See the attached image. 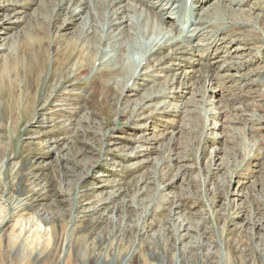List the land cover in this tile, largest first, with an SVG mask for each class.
<instances>
[{"label":"rangeland","instance_id":"rangeland-1","mask_svg":"<svg viewBox=\"0 0 264 264\" xmlns=\"http://www.w3.org/2000/svg\"><path fill=\"white\" fill-rule=\"evenodd\" d=\"M4 1H7L6 8L1 6ZM14 1L22 2L0 0V77L3 75L6 78L5 82L11 86V94L15 100L17 97L22 98L24 92L27 93L25 88L31 89L35 95V104L32 110H29L22 98L21 105L14 108L15 105L11 102L10 108V102H7L9 94L0 81V264H264V122L254 124L250 121L251 115L264 119V72H259L264 69V0H241L243 3L240 5L239 0H230L232 3L226 0V3H223L229 2L231 10L226 12V20L205 17L211 27L207 24L205 30L198 35L200 39L196 38L194 44L202 40L203 45H209L213 42L211 34L216 31L219 32L217 35L221 33L220 37L225 38L224 42H218L213 48L219 49V52L213 54V57H217L213 60L217 68L209 72L217 93L208 92V96L204 94V82L201 78H198L200 81L197 83L189 82V85L194 84L193 87L183 90L182 93L175 84V96L152 101L140 117L148 116L141 123L138 119L139 124L132 126L119 116L126 108L122 104V97L116 93L118 98L115 102L107 100L110 112L92 114L91 121L96 122L93 128L97 130L98 125L101 127L98 128L99 135L91 134L93 139L89 140L90 150H87L90 152L87 157L90 158L80 161L69 151L68 154L64 153L63 160L57 163L55 159L60 156V151H49L48 142L62 140L64 149L71 135L64 132L65 128L70 127L68 117L76 112L77 117L83 115V120L77 126L84 130V127L90 126L86 123L88 119L85 115L90 114L95 107L89 101L86 107L81 109V102L93 87L89 81L95 78L98 67L94 63L83 65L80 73L82 78L78 81L70 75L74 62H78V54H72L70 58L69 55L62 57L61 53L67 39L79 38L76 28L85 14L89 16V12H92L87 21L89 28L99 32L104 42L101 50L99 49L100 53L104 50V53H107L103 61L113 64L119 59L116 52L118 45L132 47L135 42L137 50L133 51L129 47L132 53L127 51V58L137 64L142 61L141 52L144 53L154 43L170 37V29L167 25H156L155 21L152 22L149 18L144 19L143 15L139 18L134 16L132 21L133 24L136 23L134 30L139 39H133L131 44L127 40L129 38L116 37L118 32H114L116 38L105 43L108 28L112 27L107 23L109 8L98 10V5L94 6L92 2H89V7L85 5L86 13L73 21L75 25L64 30L63 16L67 13L66 8H73L75 5L72 0L63 3L62 10L55 5L50 7L49 11L57 13V17L58 13L61 16L60 22L58 19L55 22L59 32L48 27L51 29L48 39L49 29L39 27L43 24H39L41 20L36 21L33 14L25 20L22 18L21 12L29 14L35 7L27 6L26 9H21L12 5ZM187 1H191L189 7ZM187 1L180 4L179 20L176 19V23L184 20L191 8L193 1ZM214 1L213 3H216ZM49 14H44L46 19ZM8 17L11 19V25L2 27ZM221 26L223 27L220 30ZM35 28L40 29L38 40L31 34ZM206 28H211L213 32L209 35ZM55 32L59 43L57 45L51 41L54 40ZM178 34L182 39L187 36L186 31L179 29ZM25 37L33 45L37 41L48 54L59 53L54 58L53 69L50 63L53 59H47L43 74L39 72L40 79L36 84H33V75H25L23 71L24 62L29 59L26 55L30 54L28 47L22 44L26 41ZM182 39L181 41L186 40ZM232 39L236 40L235 44L229 46L228 43ZM236 47L239 50L233 53V48ZM259 49H262L260 56ZM78 53L81 54V51ZM252 55L255 57L252 61L235 65L244 58H247L244 61H248ZM229 56L232 70H218L224 59ZM11 67H16L19 75L9 73ZM254 70L256 74L250 78H258L263 82L260 85L248 84L242 90L237 89L238 76ZM225 73L232 77L224 81L217 77ZM114 78L118 80L116 75ZM162 81V78L158 79L156 76H145L141 81L137 80L138 83L134 87L139 90L155 83L156 90L159 86L157 83ZM114 83H111L112 86ZM151 88L148 92L152 91ZM57 90L61 98L54 104H66L67 113H63L65 117H62L59 109L48 110V119L57 123V126L54 128V137L41 140V130L32 129V126L38 116V109L47 97ZM134 93L129 94L135 98L141 95L142 91L136 92L135 96ZM232 95L234 100L230 99ZM203 97L208 102L206 105L202 103ZM225 103H228L227 107L231 104L232 108L230 105V108L222 113ZM151 106H157L153 115L158 114V110L161 111L153 121L150 112L153 108L149 109ZM190 110L196 112L206 127L203 138L199 140L188 141L186 131L184 137H180V128L186 124L182 120L189 117ZM213 113H218L216 118L212 117ZM107 116L110 117V124ZM194 117L197 116H192ZM141 125L146 128L142 131L134 129L135 126ZM77 126L72 125V128ZM132 129L137 132H132ZM29 131L31 133L28 134ZM155 136H161V142L169 145L161 152L150 153L158 142L150 144L147 140L141 144L139 140L142 137H145L143 140L151 137L156 141L160 139ZM108 137H112L111 141ZM128 139L134 140L131 142L127 141ZM171 143H174V146L170 150ZM180 145L185 147L179 149ZM73 146V149L77 148V145ZM138 146L145 151L143 155L137 159H129L128 155L132 154L130 149ZM216 147L219 148L217 157L212 154L213 148ZM233 147L239 148V152H247L252 159L244 161L241 155L231 152L229 167L227 165L220 168L223 152L228 149L231 151ZM205 149H208L207 154L204 153ZM211 167H218L217 177L212 181L209 180ZM35 192L37 195H34V202H31L28 197ZM232 194L235 197L230 196ZM100 198L103 200L94 201ZM242 203V208L236 210V206H241ZM120 205L121 208H118ZM15 206L18 208L12 209ZM101 206L103 209L99 208ZM96 208L99 209L96 210L97 214L92 215ZM37 215H40L41 219ZM99 215H103L118 227L108 229L104 240H99L102 228L100 226L88 240L81 242V246L85 243L84 248L90 250L85 252L78 249L73 243L74 232L79 231L80 227L85 229L84 223L97 219ZM249 216L251 222L255 223L253 227L244 226V219ZM46 220L49 222H44ZM142 225L147 226L146 229ZM127 227L134 228V231L131 235L122 237L123 228ZM243 228L247 231L242 232ZM186 230H190L189 233ZM178 235L182 237L180 240Z\"/></svg>","mask_w":264,"mask_h":264},{"label":"bare ground","instance_id":"bare-ground-1","mask_svg":"<svg viewBox=\"0 0 264 264\" xmlns=\"http://www.w3.org/2000/svg\"><path fill=\"white\" fill-rule=\"evenodd\" d=\"M69 1H72V0H59V1H57V0H22V2L14 1L12 3V5H14L15 7H18V8L20 7L21 9H23L27 6H28V8H29V6H34L35 8L32 9V11H31L32 13L30 12L29 14L25 15L26 12H24V11L21 12V14L23 16L22 18L25 20V18H27L29 15L33 14V17L35 18L36 21L41 20L39 22V24L43 23L39 27H41V28L46 27L47 29H49L48 27H50V28H52L53 31L56 29L59 32V29L57 27H55V22L57 19L60 22V16L61 15H59V13H58V17H57V13H54V12L52 13L49 10H50V7L53 5L58 6V9L62 10V8L64 6L63 3H68ZM73 1H74L75 5L73 6V8H69V9L66 8L67 13H66V15L63 16L62 26L65 27L64 30L69 28L70 26L75 25V22H73V21H75L79 16H82L83 14L86 13L84 10V9H86L85 5H88V7H89L90 6L89 2H92V4H94V6L98 5V7H97L98 10H101L103 8H105V9L109 8V15H108L107 23L109 26H112V27L108 28V33L110 35L107 33V38L105 39V43L110 42L111 41L110 39L113 40L114 38H116L118 36H123L125 39L129 38L127 40L132 44V42L134 41L133 39H135L139 36L138 34H135L134 25H136V23L133 24L132 18L134 16H138V18H139L142 15H143L142 17H145L144 19L149 18L152 22L155 21L154 23L156 25H158V24H163V26L167 25L170 29V31L168 33V34H170V37L168 36V38H166L164 41L156 42L151 46L149 45L150 48L148 47L149 49L147 48L148 49V50L146 49L147 51H144V53L141 52V54H143V58H142V61L140 63H137V64H134V62L131 61L129 59V57L127 58V51H129V52L131 51V50H129V47H131L129 45V42H128V45H129L128 47L118 45L116 52L118 53L119 59L115 64H113L112 62L103 61L105 58L104 56H105V54L107 55V53L106 52L104 53L105 50L101 53L99 52V49L101 50V45L102 46L104 45V44H102V42H103L102 37L100 36L99 32H94V31L90 30V28H89V23L87 21L92 16V12L91 11L89 12V16L87 14H85V17L81 20L79 18L80 24L76 28V30L79 32V34H78L79 38L75 39V40L72 38L67 39V44L63 45V48L61 47L62 49H64V51L61 53H62V57L69 55L70 58H71L72 54H74V55L78 54V56H77L78 62L77 63L74 62L75 63L74 66L70 69V75L73 78L77 79L78 81H80L79 79L82 78L80 76V73L83 70V67H82L83 65H86L89 63H94V65H96L98 67V72L95 74V78L93 80L89 81V83L93 87L90 88V90L88 91V95L86 96V99H84L81 102V105H82L81 109L85 108L87 103H89V101H91L95 107L90 114L85 115L86 119H88V121H86V123L89 124L90 126L84 127L83 128L84 130H81L79 128L80 126H77L83 120L81 118V117H83V115L81 117H77V116H75V114H77V112H76L74 115L68 117L70 120V124H69L70 127L65 128L64 132L70 133L71 135L69 137L70 141L67 143V145L64 149H63L64 141H62V140L55 139L51 143L48 142L49 146H47V148H50L49 151H54V150L60 151V156H58V158L55 159V163L61 162L63 160L64 153L68 154L69 151L71 153L73 152L74 156L76 155V157L80 161H83L84 158H90V157H87V155H90V152L87 150L88 149L90 150L89 140L93 139L91 134L99 135V132H98L99 129L98 128L101 127L97 123V125H98L97 130H95L93 128V126L95 125L96 122L94 121L95 122L94 123L93 121H91V120H93L92 114H97V112H101L102 114H107V111L110 112V110L108 109V106H107V100H110V101L113 100L115 102L116 99L118 98V96L115 95L116 93L120 94L119 97H122V102H123L122 104H124L125 108H126V111H123L119 116L126 119V121L129 123V126L137 124L138 119H139L140 123L142 122V120L144 121V119L148 115H145L143 117H140V116L143 113H145V110L148 109V105L152 101L156 100L157 98H167V97L171 98V97L175 96L176 94H175V90L173 87L175 84L178 85V88L181 90V93H182L183 90H188V89H191L193 87L192 85H194V84L190 83L191 85H189V82L194 81L195 83H197L200 81V79H198V78H201L202 82H204V86H203L204 94H206L208 92H210L212 94L215 92L217 93V90H216L217 88L214 87L213 80L211 79L209 72L212 71L217 66V64L213 61L217 57H213V54L216 51L219 52V49L216 48V50H214L213 48L215 46H217L218 42H224L225 38L220 37L222 35L221 33L219 35H217L219 33L218 31H216V33L211 34L213 32L210 30L211 28H209V29L206 28L207 30H209V35L210 34L212 35L211 37L213 38V42H210L209 45L208 44L203 45L202 40H200V42H197L196 44H194V42H195L194 40L198 37H199L198 39H200V36H198V35H200L201 31L203 32V30H205V27L208 24V22H206V19H205L206 16H207V18H211V19L212 18H216L217 20L219 19V21L220 20H222V21L226 20V16H227L226 12L230 10V8H229L230 5H228L229 2L227 4H225L226 0H222V1L215 0L216 3H213V0H192L193 3H192L191 8L187 12V15L185 16L184 20H181L180 23H176V19H177V21L179 20V13H180L179 7H180V4L182 5L183 2L187 1V0H109V3H108V0H73ZM232 1L234 2V0H232ZM244 1L245 0H243V2ZM6 2L7 1H4L3 5H1L2 8H4V7L6 8V6H7ZM223 2H225V3H223ZM241 2L242 1L239 0L238 4L240 5ZM189 3L191 4V1ZM110 8H113V9L110 10ZM93 10H94V8H93ZM47 12L50 13L48 15L49 16L48 19H46V17L44 16V14L46 15ZM39 14H41V15H39ZM103 20L105 21L106 18ZM0 21H2V20H0ZM207 21H208V19H207ZM209 22H211V21H209ZM11 23H12L11 19L8 17L6 22L3 23L2 27L5 25H11ZM45 23H47V25ZM221 24L222 23H220V25ZM116 25H119V26L116 27ZM208 25L211 27L210 23ZM217 26H218V24H217ZM222 27L223 26L219 27L220 30ZM145 28H146V25H145ZM2 29H5V28H2ZM6 29H8V28L6 27ZM150 29H151V27H150ZM160 29L161 28H159V30ZM178 29H179V31L181 30V31L187 32L186 38L185 37L183 38V39H186L185 41H181L182 38H180L181 36L178 34ZM50 30L51 29L47 30L48 31L47 32V38L48 39H49L48 34L50 33L49 32ZM114 32H118L117 35H115L116 37L113 35ZM159 32L160 31H157V33H159ZM31 34L33 35L32 37H35V40H38L40 38V29L35 28L34 32H31ZM41 35H42V32H41ZM143 35L145 36V33H143ZM205 37L207 38V36H205ZM28 38H29V35H28ZM28 38H26V41H24L22 43V44L26 45L28 47V51H30V54L26 55V56H29L28 57L29 59H28V61L24 62L25 63L24 64L25 70H23V71H25V75H29V74L33 75L32 81H33V84H36L37 82H39V79H40L39 72H41V73L43 72L44 66L47 63V61L49 60V58L51 60L53 59L52 61H50L51 67L53 69V67L55 66L54 58L59 53L58 54H48L47 50L41 44H37V41H35V44H37L38 47L34 46L35 44L33 45L32 42ZM53 38H54V40L52 39L51 41L53 43H55V45L59 44L57 42L56 32H55V36L53 35ZM120 38H122V37H120ZM217 38H218V40H217ZM41 39H42V36H41ZM138 39H139V37H138ZM158 40H160V39H158ZM209 41H210V39H209ZM235 41H236L235 39L230 40V43H228L229 46H234L232 43L235 44ZM115 43H117V42H115ZM133 43H134V45H132L131 48L134 51V49L137 50V48H135V42H133ZM34 48H36V50H34ZM238 50H239V48H237V47L233 48V53H236V51H238ZM78 51H81V54H79ZM141 51H143V50H141ZM130 53H132V51ZM8 56H9V54H8ZM252 57H253V55H252ZM252 57H249L248 61H244L245 59H247V58H244V59H242L241 62L235 63V65H238V64L242 65L245 62L246 63L250 62L255 58V57H253V58ZM229 58H230V56L224 59L223 64L220 65V68L218 70H220V71L221 70H230V71L232 70V66H231L232 63L230 61H228ZM23 59H24V56H23ZM140 68H141V70H139ZM262 69H261V71H259L260 73L264 72V69L263 70ZM204 70H208V71H204ZM9 73H11V74L15 73L17 76V75H19L20 72L16 70V67H11L9 70ZM255 74H256V71L254 70L250 73H246V75L238 76V81H237V85H236L237 89L242 90L248 84L259 83V85H260V83L263 81L259 80L258 78H256V80H252L250 78V77H252V75H255ZM115 75L117 76L118 80H115V78H114ZM145 76L146 77L156 76V77H158V79L162 78L163 81L159 82V84L157 83V85H159V86L156 90L154 88V86L156 85L155 83L151 84L152 86H149V87H147V85H146L147 88L143 87V88H140L139 90H136L134 85L139 82V81L137 82V80L141 81V79L144 78ZM217 77L220 78V80L224 81V80H228V78L232 77V76H230L228 73L227 74L225 73V75L223 74V75H220ZM5 79L6 78H4L3 75L0 77V81H2V85L4 87V90H6V93L9 94V98L7 99V102L8 103L10 102V108H11V102H12V104L15 105L14 108H16V106L21 105L20 100L22 98H24V100H25L24 102H26L27 107L30 108L29 110H32V108L35 104V95L33 94V92H31V89L28 90V88L23 87L26 89V90L25 89L24 90L27 93L26 94H25V92L23 93L24 90H22V93L24 96L22 95V98H18V97L16 98L15 97L17 100L16 101L11 94V86L9 84H6ZM113 81L115 82L114 86H112V84H111V83H113ZM0 85H1V83H0ZM150 87H152L151 88L152 91L148 92L150 90ZM155 87H157V86H155ZM140 91H142L141 95L139 94V96H136L135 98H133V95L131 96V94H129L130 92H135V93L138 92L139 93ZM53 93L54 94H52V96L47 97V100L45 101V103H43L41 105V107L38 109V111H37L38 116H37L36 121H34L33 126H32V129L41 130V140L49 138L50 136L54 137V133H53L54 128L57 126V123L52 122L48 119L50 116V113L48 112V110L50 108H57V109H59V112L62 114V117H65V115H66L65 113H67L66 107H65V106H67L66 104H54L55 101H58V99L60 100V98H61V95L58 94L59 91L57 90V92L54 91ZM135 93H134V96H135ZM221 93H222V91H221ZM232 96L233 97H231L230 99L234 100L235 99L234 95H232ZM250 96H252V95H250ZM246 97H248V96H246ZM203 99H204V97H203ZM220 101H222V100H220ZM242 101H243V99H242ZM232 102H234V101H232ZM202 103L204 105H206V103H208V102H206L204 99V102H202ZM78 104H80V103H78ZM227 104L222 106L223 111L220 110V111H222V113L225 110L227 111L230 108L229 106L231 104L229 103L230 105L228 107H227ZM246 104H248V102ZM113 105H114V103H113ZM156 107L155 106L149 107L150 110H151V108H153V110L150 111L151 115H153V113H155ZM246 107H245V109H246ZM231 108H232V105H231ZM236 108H239V107H236ZM8 109H9V107H8ZM240 109H242V108H240ZM159 114H161L160 110H158V114L151 116L152 121L156 120L157 115H159ZM217 114L218 113H213L212 117L216 118ZM194 115L197 117L192 118V116H194ZM78 116H80V115H78ZM149 117H150V115H149ZM109 118L110 117H108V120H109ZM248 118H249V116H248ZM185 119H188V120L186 121ZM185 119H183L182 122L183 123L186 122V124L184 126H181V128H180V130L182 129V136H180L181 139L184 137L185 131L187 133L188 141H191L192 139L199 140V138H203V134H204L203 131L206 130V127L203 124V122H201L199 116L196 115V112L194 110H190L189 117H187ZM250 121L254 122V124L255 123L258 124V123L264 122V119L259 118L256 115H251ZM226 122H228V121H226ZM110 123H111V120H109V124ZM199 123H200V125H199ZM72 125L77 126V128L73 129ZM85 126H87V125H85ZM144 128H146V127H144ZM144 128L141 125L138 127L135 126L134 129H137L138 131H142ZM134 129H132V132H135ZM29 133H31V132L29 131L28 134ZM163 134H165V133H163ZM153 137L147 138L145 140H143L145 137H142V138H140L141 140H139V143H141V144L145 143L147 140L150 142V144H155L158 142V144L154 148H152L150 153H153V152L158 153V151L161 152L164 148H166V146L168 148L169 143L163 144V142H161V138H160L161 136L160 137L155 136L156 139H158V137L160 138L157 141ZM130 138H132L131 134H130ZM111 139H112V137H108L109 141H111ZM206 139H207V135H206ZM133 140L134 139H128L127 141L132 142ZM170 140H168V142H171ZM73 145H75V146L77 145L76 146L77 148L73 149V147H74ZM224 145H225V143H224ZM151 146H153V145H151ZM173 146H174V143H171L169 146V149L170 150L173 149ZM183 147H185V146L180 145L179 149H181ZM213 149L214 150H213L212 154L214 156H216V154H218L219 148L216 147ZM207 150L208 149L204 150L205 154H207V152H208ZM143 151L144 150L140 149V146H138L136 148H132V149H130V152L132 154L130 156L128 155V157H130L129 159H137L141 155H143ZM91 152H92V150H91ZM231 152H232V154L234 153V154L241 155V157L244 158L243 159L244 161H250L252 159L251 156L247 152H245V151L239 152V148L233 147V149L231 151L228 149V151L223 152L224 154L222 157L220 155L218 156V158L221 157L220 168L227 167L228 163L230 162L229 160L231 158V156H230ZM233 157H235V156H233ZM229 164H231V163H229ZM228 167H229V165H228ZM217 173H218V167H211L210 172H209V180L210 181L214 180L217 177ZM101 182H102V180H101ZM34 195H37L36 192L34 194L29 195V197H28L29 199H31V202H34ZM230 196H234V195L232 194ZM101 200H103V198L102 199L100 198V199L94 200V201L99 202ZM121 206L122 205L118 206V208H121ZM242 206H243V203L241 204V206H236V210L242 208ZM17 208H18V206H15L12 209L16 210ZM99 208L103 209L102 206ZM96 210H99V209L96 208L95 210H93L92 215L97 214ZM37 217L39 219H41L40 215H37ZM240 217L241 216H238V218H240ZM37 221H39V220H37ZM44 222H49V220H46ZM242 222H243V220H242ZM244 223H245L244 226L245 225H249L250 227L255 226L254 225L255 223L251 222L250 216L246 217L244 219ZM42 225H43V222H42ZM84 226H85V229L80 227L79 231H77L76 233L74 232L75 235L73 238V243L78 249L79 248L83 249L85 252H88L90 249L84 248L85 243L83 244V246H81V242H83L86 239L88 240L91 237V235L96 232V229H99L100 226L102 227V228H100L101 239H99V240H104V237H105L108 229L118 227L117 224L113 225V223L109 222L103 215H99L97 219H90V220L86 221L84 223ZM142 226L144 229H146V227H147L145 225H142ZM41 228H42V226H41ZM123 231H124L123 232L124 235H122V237H125V235H131L132 231H134V228H132V227L123 228ZM186 231H187V233H189L190 230H186ZM246 231H247L246 229H244V228L242 229V232H246ZM177 237H179L178 240H180L182 238L179 235ZM173 240H175V239H173ZM182 240H184V239H182Z\"/></svg>","mask_w":264,"mask_h":264}]
</instances>
